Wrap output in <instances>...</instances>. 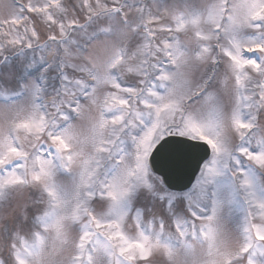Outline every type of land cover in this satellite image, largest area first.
Instances as JSON below:
<instances>
[{
	"label": "snow or ice",
	"instance_id": "obj_1",
	"mask_svg": "<svg viewBox=\"0 0 264 264\" xmlns=\"http://www.w3.org/2000/svg\"><path fill=\"white\" fill-rule=\"evenodd\" d=\"M22 49L58 83L0 93V209H37L0 264H264V0H0V55ZM168 137L212 151L208 206L171 225L131 213Z\"/></svg>",
	"mask_w": 264,
	"mask_h": 264
},
{
	"label": "rangeland",
	"instance_id": "obj_2",
	"mask_svg": "<svg viewBox=\"0 0 264 264\" xmlns=\"http://www.w3.org/2000/svg\"><path fill=\"white\" fill-rule=\"evenodd\" d=\"M40 51L36 49H22L20 51L9 50L4 55H0V93H18L21 85L29 81H38L43 83L51 90L58 83L55 75V68H49L44 71L45 64L48 63L47 57L40 59ZM6 57V58H5ZM0 97V103H3ZM212 159L210 149L209 158L201 165L197 176L191 186L183 191H172L165 188L160 178L155 175L154 179L157 185V192L151 193L141 190L136 194L132 201L131 213L134 214L137 209L143 210L146 216H154L157 219H163L166 224L171 225L176 220L183 221L190 219V210L196 205L208 206L210 201V191L207 197L201 195L196 188L197 181L200 179L204 166ZM258 191L264 193V173L257 172ZM218 190L225 193L231 190L230 178L225 176L218 178ZM164 195V199L160 196ZM35 192H19L10 202L0 209V215L5 219L0 222V241L6 243L7 237L14 230L28 231L32 226V217L37 214V209L29 201L35 198ZM171 199V204H169ZM29 203L28 219L25 220L20 214V207ZM242 204L237 197L230 209L225 213V221L229 226L242 218Z\"/></svg>",
	"mask_w": 264,
	"mask_h": 264
},
{
	"label": "water",
	"instance_id": "obj_3",
	"mask_svg": "<svg viewBox=\"0 0 264 264\" xmlns=\"http://www.w3.org/2000/svg\"><path fill=\"white\" fill-rule=\"evenodd\" d=\"M168 141L166 149L154 154L151 170L161 175L168 188L182 190L191 184L209 149L201 142L181 137H168Z\"/></svg>",
	"mask_w": 264,
	"mask_h": 264
}]
</instances>
